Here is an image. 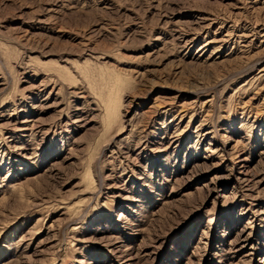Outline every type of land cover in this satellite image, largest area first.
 I'll return each mask as SVG.
<instances>
[{"label":"rangeland","instance_id":"374dc122","mask_svg":"<svg viewBox=\"0 0 264 264\" xmlns=\"http://www.w3.org/2000/svg\"><path fill=\"white\" fill-rule=\"evenodd\" d=\"M0 264H264V0H0Z\"/></svg>","mask_w":264,"mask_h":264},{"label":"bare ground","instance_id":"6f19581e","mask_svg":"<svg viewBox=\"0 0 264 264\" xmlns=\"http://www.w3.org/2000/svg\"><path fill=\"white\" fill-rule=\"evenodd\" d=\"M28 121H30V120H27V121H25V122H28Z\"/></svg>","mask_w":264,"mask_h":264}]
</instances>
